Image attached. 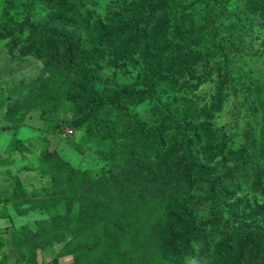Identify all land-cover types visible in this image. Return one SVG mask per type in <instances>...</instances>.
<instances>
[{
    "label": "trees",
    "instance_id": "1",
    "mask_svg": "<svg viewBox=\"0 0 264 264\" xmlns=\"http://www.w3.org/2000/svg\"><path fill=\"white\" fill-rule=\"evenodd\" d=\"M73 1L28 0L31 7L38 2L44 9L50 8V13L44 23L40 18L23 24L29 25L26 54L42 59L44 68L52 72L79 69L78 75L96 79L107 64L125 60L137 65L145 79L149 74L158 87L165 85L164 91L172 96L162 104L155 100L154 114L158 116L153 124L136 119L135 106L147 98L135 95L123 106L131 120L124 131L93 124L94 133L107 130L105 134L110 132L112 140H121L120 157L114 163L117 172L124 165L132 171L133 178L127 183L118 175L105 180L103 175H84L67 162L61 165L65 172L82 175L84 183L79 185L71 178L74 182L70 186L69 177L62 178L65 172L60 180L50 174L51 185L46 188L53 202L51 220L56 225L62 222L54 229L71 234L66 246L74 260L68 264H264V258L260 260L264 243L241 225L228 230L219 224L220 206L231 197L230 193L222 194L224 188L252 185L251 171L220 165L227 144L209 122L217 111L215 104L200 107L187 98L196 85L197 52L202 58L221 55L218 62L213 58L211 62L213 66L218 63L219 71L227 69L228 48L225 50L219 39H213L214 45L211 41V36L217 37L225 27L209 16H220L228 0H130L109 19L117 26L110 29L104 21L100 23L106 24L101 34L94 32L98 24L89 22L88 12L84 13L83 38L62 31V26L74 20L71 13L78 4ZM247 4L264 16V0H247ZM14 5L13 1L7 4L5 12H12ZM198 12L204 14L198 17ZM232 27L234 32L240 31V27ZM155 61L159 71L149 73ZM221 75L228 77L226 72ZM90 91L100 90L94 83ZM159 108L164 112H158ZM19 185L23 189L21 182ZM203 185L204 192L210 193L202 198L206 203L201 215L194 206L197 198L193 191ZM60 197L64 202H58ZM4 211L0 218L9 217L6 207Z\"/></svg>",
    "mask_w": 264,
    "mask_h": 264
},
{
    "label": "rangeland",
    "instance_id": "2",
    "mask_svg": "<svg viewBox=\"0 0 264 264\" xmlns=\"http://www.w3.org/2000/svg\"><path fill=\"white\" fill-rule=\"evenodd\" d=\"M12 1L15 3L10 7L12 12H5ZM12 1L0 0V215L5 214V207L10 214L0 218V264H68L74 260L66 246L71 234L64 229H54L62 222L56 225L51 220L53 202L47 197L51 192L46 188L51 185V177L58 176L60 180L65 172L61 165L67 162L72 168L85 172L84 175H103L104 180L109 175H118L127 183L133 178L132 171L124 165L117 172L114 163L120 157L121 140H112L110 132L105 134L107 130L104 134L94 133L93 124L96 122L102 129L117 126L118 130L124 131L131 120L123 106L134 95L147 98L135 106L136 119L153 124L158 116L154 114L155 100L162 104L172 94L164 91L165 85L154 84L149 74L146 79L139 75L137 65L125 63V60L107 64L98 79L78 75L79 69H53V72L45 69L42 59L25 53L29 46V25L23 24L27 19L35 22L41 18L43 23L46 22L50 8L44 9L38 2L31 7L28 0ZM73 2L78 4L71 13L74 20L68 26H62V31L83 38L84 16L87 17L84 13L88 12L89 22L98 24L94 32L101 34L106 24L110 29L117 26L109 19L130 0H122L120 5L117 0ZM224 4L226 10L220 16L209 17L212 22L217 20V24L223 22L225 27L217 37L212 35L211 41L214 45L213 39H219L224 44L222 47L228 48L227 69L219 71L218 63L214 65L215 69L211 62V58L218 62L221 55L209 54L202 58L203 54L197 52L193 72L196 85L187 98L200 107L215 104L217 111L209 122L227 144L220 165L236 171L247 168L254 179H251L252 185H244L241 189L224 188L226 192L222 194L230 193L231 197L220 206L219 224H224L228 230L241 225L262 244L264 27L260 25L264 23V16L260 10L253 11L247 0H228ZM202 14L196 15L201 17ZM233 20H236L235 25ZM102 21L106 23L104 26L100 24ZM250 24L253 28H249ZM232 26L240 27V31L234 32ZM6 34L9 35L5 37ZM157 64L155 61L149 73L159 71ZM225 72L227 78L221 75ZM94 83L100 90L98 93L90 91ZM158 112L164 110L159 108ZM65 130H72V133L65 134ZM239 162L242 165H238ZM50 174L53 175L50 177ZM67 177L70 186L74 181L79 185L84 183L80 174L65 172L62 178ZM65 185L64 182L63 188ZM204 187L193 191L197 198L194 206L201 215L206 203L202 198L210 193L204 192ZM61 189L62 186L57 187L60 192ZM64 200L60 197L58 202ZM39 221H45L42 222L44 226Z\"/></svg>",
    "mask_w": 264,
    "mask_h": 264
},
{
    "label": "built area",
    "instance_id": "3",
    "mask_svg": "<svg viewBox=\"0 0 264 264\" xmlns=\"http://www.w3.org/2000/svg\"><path fill=\"white\" fill-rule=\"evenodd\" d=\"M67 132H70V133H72V130H68Z\"/></svg>",
    "mask_w": 264,
    "mask_h": 264
}]
</instances>
